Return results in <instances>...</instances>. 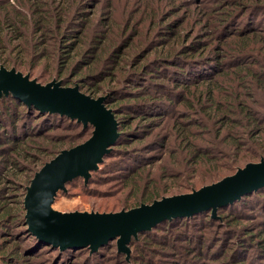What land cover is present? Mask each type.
Masks as SVG:
<instances>
[{
  "label": "rangeland",
  "instance_id": "obj_1",
  "mask_svg": "<svg viewBox=\"0 0 264 264\" xmlns=\"http://www.w3.org/2000/svg\"><path fill=\"white\" fill-rule=\"evenodd\" d=\"M233 9L232 0H0V66L9 70L15 68L25 75L30 74L31 80L37 78L44 85L68 78L65 87L79 85L82 86L83 92H86L88 89L84 87L85 83L79 82L86 71L76 73V76L71 73L81 60L83 66L94 59L95 54L91 49L95 46L90 41L92 35L103 32L113 22L124 26L129 20L140 33L135 42H140L144 47L142 40L146 39L153 45V52L141 65L147 66L151 59L186 47L192 54L202 51L207 55H216L215 60L223 62V69H227L225 72L230 71L228 74L230 76L231 70H238L242 66H239L238 60L230 63L232 58L228 59V52L223 47L226 35L216 31L211 23L214 22V16L221 18L226 12L234 13ZM205 15L209 18L208 21H205ZM12 17L16 23L10 21ZM248 17L251 19L249 15L241 18L237 26L246 28L245 21ZM260 17H263V14ZM17 24L22 31L16 26ZM146 33L148 38L145 36ZM208 44H211L209 50L198 49ZM103 48L104 46L101 50ZM137 50V47L133 46L131 54L127 53L129 58L125 56L120 58L117 69L119 78L118 75H108L104 82L97 84L99 92L93 97H103L109 101L110 104L107 107L117 108L119 118L132 114V118L141 116L147 119L134 123L136 125L134 133L123 136L121 145L113 153L116 157L108 159L103 167L104 170L95 174L90 182L77 179L67 186L66 193L58 192L52 203L54 211L64 214L97 213V211L111 213L110 211H118L123 207L138 205L141 197L148 200L151 195L170 197L192 193V189L221 181L225 176L236 174V169H243L247 163H258L264 158V87L261 86L260 81L252 77L247 78L248 84H245L247 89L240 91L237 83L233 81L237 78L231 75L227 77L231 80L229 86L237 88L242 93V96L239 95L236 100L228 97L230 102H240L236 107L227 103V107L222 108L215 119L210 118L198 105L196 111L187 113V117L189 119L191 117L192 122H195L191 129L196 135H194L193 145L192 142L186 145L188 149L194 148L195 155L192 151L185 156L177 137L179 131L187 127L178 125L173 132H170L169 124L165 123L173 119L167 117L164 119L162 128H152L147 122L151 118H158L159 113L144 115L137 113L140 110L138 108L130 111L122 108V104L131 99L129 90L135 88L137 84L135 82L140 80V75L133 76L130 75L133 72L127 73L134 69L133 65L125 66V61H129ZM183 54L186 52L184 51ZM250 65L255 66V69L252 68L253 71L261 73L259 80L263 81L264 65L261 60L258 59ZM140 66L135 69H140ZM114 68L115 64L111 63L107 72L113 71ZM149 78L154 77L152 75ZM156 81L167 82L163 78H157ZM138 86L141 88V85ZM232 92L233 89L230 90V93ZM246 104L250 106V111ZM239 105L240 112L237 110ZM209 109L213 111L215 108L207 106L206 111ZM183 110L184 107L179 105L175 111L181 114ZM244 111L248 112V118ZM153 115L156 117H151ZM116 120L119 122L118 118ZM23 124L24 127H20L19 132L36 133L31 138L24 137V150L28 152L24 157L16 156L11 150L15 144L12 141L9 147L1 148L0 146L1 213L10 208L18 210L24 207V205L21 207L22 196L17 197L16 193L23 192L21 186L28 184L29 178L35 171L38 172L46 163L54 159L56 152L61 153L71 149L89 138L88 134L80 137L82 128L78 126L67 127L64 124L59 128L46 131L45 125L43 129L32 126L29 121H24ZM126 127L127 125H123L122 130H131V126ZM45 133L48 136H44ZM161 135L170 137L164 143L159 141L155 144V139ZM198 144L205 151H198L200 149ZM133 148L136 150L140 148L143 151L141 156L146 157L149 151L154 155V157H146L147 161L140 171L143 174H149L146 187L143 186L142 178L138 177L141 178L140 188L143 190L137 189L138 187L130 189L128 180H133L129 179L132 173L125 177L121 176L125 173L119 171L126 165L119 156V150H129L132 155ZM131 161L134 162V160ZM199 162L207 164L199 166ZM177 170H180L181 174L173 179L170 173ZM256 208H246L239 213L233 209L232 211L220 210V207L213 216L218 219L224 215L231 218L234 213L241 214L237 224L224 220L226 224L232 225L229 226V230L225 227L226 231L220 233V235H227L225 241L228 238L232 241L226 253L230 254L232 250H236L234 264H264V255L256 262L250 255L258 251L261 246L264 247V234L261 235L264 232V206L262 209L260 206ZM13 228L10 222L9 225L0 226V255L10 253L14 246L25 240V237L22 238V231H15ZM26 228L28 230V226ZM232 229L238 232L232 233ZM240 238H243V242ZM237 240H239L238 243ZM241 243L244 244L243 250L238 248V244ZM254 247L257 248L254 249ZM18 249L19 247H16L14 250ZM24 252L25 248L22 247L20 253ZM26 253L27 251L24 254ZM102 258L100 257L99 260ZM79 260L80 258L76 259L73 264L78 263ZM120 260L113 261L112 264H118ZM201 261L205 259L201 258ZM63 263L71 264L72 262L66 259L61 264ZM211 264H219V262L214 261Z\"/></svg>",
  "mask_w": 264,
  "mask_h": 264
},
{
  "label": "trees",
  "instance_id": "obj_2",
  "mask_svg": "<svg viewBox=\"0 0 264 264\" xmlns=\"http://www.w3.org/2000/svg\"><path fill=\"white\" fill-rule=\"evenodd\" d=\"M232 1L234 3V9L232 10L234 13L226 12L223 15L225 16L224 18H222L223 16L221 18L214 16V22L211 23L216 31H221L226 35L223 47L228 52V59L232 58L230 63H232L233 60H238L240 62L239 66H242L238 70H231L230 76H228L230 71L225 72L227 69H223V62L215 60L214 56L216 55H207L206 52L202 53V51H196L192 54L186 47H181L178 50L175 49L174 51L169 52V54L151 59L149 61L150 64L147 66L146 64L141 65V63L153 52V45L149 44L146 39L142 40L143 45H145L144 47L140 42H135V39L140 33L137 28H135L134 24L128 20L124 26L123 24L116 25L113 22L103 32H97L92 35L90 41L91 44L95 46L91 49L95 54L94 59L83 66L81 60V62L77 63L71 73V75L75 74L76 76V73L86 71L84 77H82L79 82L85 83L84 87L88 90L83 92L82 86H76H79L80 91L83 93L93 97L95 93L99 92V90H97L99 89L97 88V84L104 82L108 75H118L117 77L119 78L117 69L120 58L123 56L129 58L130 56L128 54H131L130 51L133 46H136L138 50L134 52L129 61H125V66L133 65L134 69L127 71V73L133 72L130 74L133 76L140 75V80L135 82L137 83L135 88L129 90L131 99L124 102L122 108L127 111L136 110L138 108L140 110L137 113H143L144 115L159 113L160 116H158V118H151L149 122H147L152 128H162L164 119H167V117L173 119L172 121H166L165 123L169 124L168 128L170 132H173L174 128L178 125L187 127V129H183L184 131H179L177 140L181 144L182 152L185 156H188L192 151L193 154L194 148L188 149L186 148V145L191 142L193 145L195 140L194 135L196 134L191 129L195 122H192L191 117L190 119L187 117V113L190 111H196L198 109L196 106L198 105L199 108L204 109L210 118L215 119L220 113V110L227 107V103L236 107L240 102H230L228 101V97L235 98L236 100L239 95L242 96V93L239 92L237 88L229 86L231 80H228L227 77H231V75L234 78H237L233 81L237 83L240 91H245L247 89L245 84H248L247 78L250 77L258 82L260 81L262 84L261 86L264 87V80H259L261 78V73L259 71H253L252 68L255 69V66L250 65L251 63L254 64L258 59H260L264 65V21H262V18L264 17V0ZM262 14L263 17H260ZM248 15L251 16V19L250 17L246 19L245 22H247V27L242 28V26H237L239 20ZM208 19L207 15H205V21H208ZM10 21L16 23V20L13 17ZM16 26L22 31L19 24ZM21 34H23V32H21ZM145 36L148 38V33H146ZM99 44L100 46L98 47ZM210 45L211 44H208L206 47H199L198 49H206L207 51L209 50ZM103 46L104 48L101 50V47ZM184 51L186 54H183ZM253 60L256 61L253 62ZM111 63L115 64V68L113 71L107 72ZM139 66L140 69L136 70L135 68ZM0 67L3 66L1 65ZM15 70L18 71L17 69ZM22 74L25 75L24 73ZM27 75L32 79L30 74ZM152 75L154 78L150 79L149 77ZM157 78H163L168 83L158 82L156 81ZM33 80L41 83L37 78H33ZM56 82H60L62 86H65V84L68 83V78ZM41 84L44 85L43 83ZM138 85H141V88H139L140 86ZM231 89H233L232 93H230ZM190 96H192V98ZM105 104L109 107L110 102L105 100ZM179 105L184 107L183 114L176 112ZM246 105L250 111V106L248 104ZM207 106L215 109L213 111L210 109L206 111ZM241 109L244 110L242 107ZM111 110L119 121V137L115 145L111 147L110 152L104 156L98 169L90 173L91 175L88 182H90L95 174L97 175L98 172L104 170L103 167H105L108 159L116 157L113 153L116 152L117 147L121 145L120 142L122 141L123 136L134 133L136 126L134 123L142 119H147L146 117L142 118L141 116L132 118V114L119 118L118 109L112 108ZM237 110L240 112V105L237 107ZM244 113L248 118V112L244 111ZM151 117L156 116L153 115ZM24 121H29L32 126L34 125V127L38 128H43V125H45L46 131L59 128L64 124L67 127L78 126L82 128L80 137L88 134L90 138L94 131V127L90 124L84 127L83 123L78 122L77 120H72L65 115L43 112L34 106L26 105L11 94H1L0 146L1 148L9 147L11 141L14 142L15 144L12 146L11 150L20 158L28 153L24 150V137L31 138L33 137V134H36L19 132V128L24 125ZM123 125H127L126 128L131 126V130H122ZM1 131H3V133H1ZM44 136H48V134L45 133ZM168 137L170 136L161 135L157 137L154 142L155 144H158L159 141L164 143ZM162 147H164V145H162ZM198 147L200 148L198 151H205L201 149L200 144H198ZM141 152L143 151H141L140 148H137V150L136 148H133L132 155H130L129 150H119L118 152L120 154L119 156L124 161L123 163L126 164L124 168L119 170L125 173L121 176L127 177V175L132 173V176L129 179L132 178L133 180H128V187L130 189L138 187L137 189L143 190L140 188L141 178L143 180V186L145 187L149 181V174H143L140 171L143 169V164L147 161L146 157H154V155L149 151V154L144 157L141 156ZM59 153L60 152H56L55 156ZM131 160H134V162ZM206 164V162L198 163L199 166ZM240 169L241 168L236 169V172ZM179 172L180 170H177L176 172L170 173V175H172L171 177H173V179H176V177L181 174ZM36 173L37 171H35L29 178V185ZM136 174L139 175L137 176ZM139 176L141 178H138ZM226 177L228 176H225L222 179ZM77 179L84 180L82 177L75 178L66 184L65 191L60 192L66 193L67 186L74 183ZM219 181L220 180L210 184L212 185ZM87 183H85V185H87ZM28 184L21 186L23 192L16 193L17 197L22 196L23 198L21 201V207L24 205L26 189L29 186ZM202 187L192 189L191 192L199 190ZM164 197L165 196L161 195L160 197L151 195L148 200L141 197L138 200V205L123 207L118 211L110 212H120L122 210H130L139 207L142 204H152L155 200H160ZM254 203H256V205H253ZM259 206L261 209L262 206H264V187L255 192L244 195L234 203L221 207L220 210L226 209L232 211L233 209L236 210V212L241 213L246 208L257 207L256 209H258ZM25 211L24 207H22L18 210L10 208L2 213L0 212V226L9 225L10 222V226L12 228L15 227L13 228L15 231L21 230L23 233L22 238L25 237L23 242L24 246H22L23 243L17 244V246L12 248L10 253L0 255V264H61L66 259H70L72 262L71 264H73L78 258H80V260L76 264H112L113 261L118 262L119 259L121 260L118 264H211L214 261H218L219 264H234V254L236 250H232L230 254L226 253L228 252V248H230L231 244L230 242L232 241H229V238L225 241L227 235H220V233L226 231L225 227H228L229 230L230 225L237 224L240 220L239 217L241 216L239 213H234V216H231V218L224 215L216 219L213 217L211 210H209L195 214L191 217H178L164 221L151 230L139 233L136 238H132L129 244L131 254L128 255L118 249L116 240L109 242L96 252H92L89 248L61 250L60 248H55L51 245L39 242L38 239L26 228ZM97 213L101 212L97 211ZM224 220L233 223L226 224ZM231 231L232 233L238 232L236 229H232ZM263 234L264 232H262L261 235ZM240 240L243 242V238H240ZM238 241L239 240L236 242L238 243ZM16 247H19V249L14 250ZM22 247L25 248V252L27 251L26 254H24L25 252L23 254L20 253ZM243 247V243L238 244L239 250H243ZM256 248L257 247H254V249ZM167 249H173L174 251H168ZM50 250L55 251L56 253L54 254ZM110 252L111 255H109ZM250 255L252 256V260L256 262L264 255V247L261 246L258 248V251ZM100 257H103L102 260H99ZM201 258H204L205 261H201Z\"/></svg>",
  "mask_w": 264,
  "mask_h": 264
},
{
  "label": "water",
  "instance_id": "obj_3",
  "mask_svg": "<svg viewBox=\"0 0 264 264\" xmlns=\"http://www.w3.org/2000/svg\"><path fill=\"white\" fill-rule=\"evenodd\" d=\"M11 94L28 106L58 113L94 127L84 143L64 150L46 163L26 189L24 207L28 230L40 242L55 248H89L96 252L116 240L118 249L130 254L129 244L139 233L178 217H191L203 211L216 215L218 208L234 203L244 195L264 187V159L249 163L236 174L192 193L164 197L152 204L111 213H59L52 209L58 192L75 178L85 181L98 169L119 137L114 112L105 98H93L79 86L60 82L46 85L31 80L15 69L0 67V95Z\"/></svg>",
  "mask_w": 264,
  "mask_h": 264
}]
</instances>
